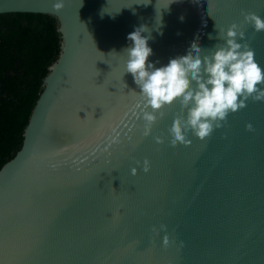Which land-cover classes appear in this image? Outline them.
<instances>
[{
	"label": "water",
	"instance_id": "1",
	"mask_svg": "<svg viewBox=\"0 0 264 264\" xmlns=\"http://www.w3.org/2000/svg\"><path fill=\"white\" fill-rule=\"evenodd\" d=\"M62 43L0 170V264H264V0H0Z\"/></svg>",
	"mask_w": 264,
	"mask_h": 264
},
{
	"label": "trees",
	"instance_id": "2",
	"mask_svg": "<svg viewBox=\"0 0 264 264\" xmlns=\"http://www.w3.org/2000/svg\"><path fill=\"white\" fill-rule=\"evenodd\" d=\"M59 21L42 13L0 15V170L21 149L43 82L60 52Z\"/></svg>",
	"mask_w": 264,
	"mask_h": 264
}]
</instances>
